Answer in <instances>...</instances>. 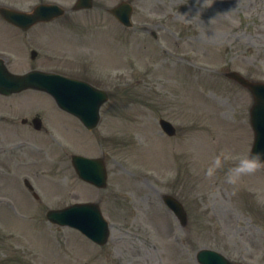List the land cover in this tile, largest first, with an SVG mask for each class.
Instances as JSON below:
<instances>
[{
	"label": "rangeland",
	"instance_id": "rangeland-1",
	"mask_svg": "<svg viewBox=\"0 0 264 264\" xmlns=\"http://www.w3.org/2000/svg\"><path fill=\"white\" fill-rule=\"evenodd\" d=\"M119 1L94 0L89 10L27 31L0 19V55L10 70L80 75L110 93L92 131L40 91L0 96V113L10 117L0 122V198L18 213L0 201V264H198L202 247L232 258L244 249L253 254L247 264H264V170L235 189L222 172L214 182L203 175L219 152L229 153L231 164L250 149L252 97L221 71L264 80V0H129L132 28L106 11ZM36 114L45 132L21 125L22 116ZM160 117L175 125L174 136L161 132ZM19 140L40 150L12 151ZM72 153L107 156L105 189L78 180ZM160 193L183 203L186 228ZM77 199L98 201L111 226L105 245L46 220L45 209Z\"/></svg>",
	"mask_w": 264,
	"mask_h": 264
},
{
	"label": "water",
	"instance_id": "water-1",
	"mask_svg": "<svg viewBox=\"0 0 264 264\" xmlns=\"http://www.w3.org/2000/svg\"><path fill=\"white\" fill-rule=\"evenodd\" d=\"M91 5V0H77L75 8L88 7ZM58 8L54 6H39L33 13L29 15L21 13H12L8 10L1 9V14L8 20L11 17H18L19 21L24 20L26 16H30V19L35 22L39 19H48L51 16L58 15L61 11H57ZM118 18L124 23L128 24V7L125 3H120L118 6L110 9ZM15 23H20L16 20ZM30 22V21H29ZM28 22V23H29ZM23 25L27 27L29 24ZM23 24V23H22ZM228 77L233 78L243 86L247 87L253 96V104L250 107L251 124L254 129V144L252 147L253 152L264 151V83L249 81L236 71H228L225 73ZM38 79L37 72H29L22 76L12 75L0 63V92L8 94L13 91H18L26 87H40L41 85L36 83ZM100 104V103H99ZM162 127L169 134L173 133L172 126L161 120ZM100 161V160H99ZM74 166L77 172L85 179L94 182L97 185H103L105 179V171L101 166L98 169L95 165H92L93 161L82 157L73 158ZM86 168L89 169V173H86ZM165 202L175 212L179 219L184 223L185 212L181 204L172 196L165 195ZM48 218L58 222L60 224H69L84 232L88 237L98 243H104L108 236V228L106 222L102 218L98 206L96 204H73L71 207L62 209L59 211H49ZM212 264H223V259L218 257L214 259Z\"/></svg>",
	"mask_w": 264,
	"mask_h": 264
},
{
	"label": "clouds",
	"instance_id": "clouds-1",
	"mask_svg": "<svg viewBox=\"0 0 264 264\" xmlns=\"http://www.w3.org/2000/svg\"><path fill=\"white\" fill-rule=\"evenodd\" d=\"M230 161H233V157L229 153L226 151L219 152L204 168V178L214 182L222 172L223 183L235 189L244 177L255 175L264 170V151H249L231 164Z\"/></svg>",
	"mask_w": 264,
	"mask_h": 264
}]
</instances>
